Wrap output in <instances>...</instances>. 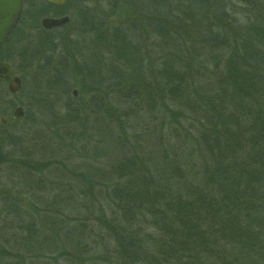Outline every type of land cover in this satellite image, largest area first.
I'll list each match as a JSON object with an SVG mask.
<instances>
[{
	"label": "trees",
	"instance_id": "trees-1",
	"mask_svg": "<svg viewBox=\"0 0 264 264\" xmlns=\"http://www.w3.org/2000/svg\"><path fill=\"white\" fill-rule=\"evenodd\" d=\"M83 1L67 0L59 8L50 3L45 6L62 11L72 9L82 31L91 33L98 42L100 39L106 49L108 62L103 53H98V48H102L97 43L91 45V54L86 57H83V47L78 52L83 60L78 61L77 73L82 84L87 83V76L89 84L81 88L87 87L86 93L91 95L95 108L105 112L104 115L118 127L119 145L128 143L123 131L128 116L123 111L122 114L114 112L116 102L118 109H123L122 103L133 108L135 101L141 99L148 109L158 105L161 114L177 123L181 109L170 108L168 103L183 104L187 102L185 97L193 95L197 108L194 100L192 104L202 115L196 140L199 164L194 174L179 162L158 158L152 150L131 151L108 167L104 175L111 178L108 179L110 183L101 187L106 207L99 205L93 220L111 239L113 248L96 258L107 264H211L214 261L264 264L262 10L256 9L252 19L239 26L234 18L227 16L229 0H123L126 14L142 15V19L137 20L144 27L140 34L132 18L128 28H121V23L110 25L105 18L92 21ZM236 1L247 6L264 5V0ZM112 13L110 9L108 16ZM49 32L39 33L29 56L43 55L50 59L55 55L54 36ZM56 41L64 42L60 37ZM158 47H164L166 53L157 57L160 64L154 70L155 67L143 64L144 57L140 58L139 53L145 48L147 59L153 60L154 54L162 50ZM205 48L227 51L223 63L214 62L209 69L205 64L208 58H201V49ZM67 53L66 59L74 61L72 51ZM75 57L79 59L77 54ZM62 64L66 65L67 61L63 59ZM218 68H221V75ZM205 74L215 78L213 90L208 87L206 92L200 85ZM62 77L59 71L55 85L61 93L69 95V86ZM20 78L22 87L18 93H22L25 86L24 78ZM157 79L161 85L154 88ZM7 96L8 93L0 89V101ZM70 98L73 103L75 98ZM20 104L26 110L23 120L26 122L28 104ZM66 107L68 117L64 121H76L79 125L77 138H84L81 127L85 123L80 114H90L91 109L80 111L68 102ZM0 115L11 117L2 109ZM94 119L98 122L96 116ZM12 121L10 118L2 128L11 127ZM5 142L6 145L0 142V165H20L26 172L28 169L41 172L47 166L45 162L31 164L27 158L2 155L3 147L14 142L18 145L10 134ZM84 181L88 183L87 192L97 185L90 179L84 178ZM6 211L13 213L14 221L20 220V210ZM72 220L67 223L63 218L60 222L49 218L50 227H55L53 239L33 233L35 228L30 220L19 226L26 232L20 241L31 257L53 260L60 256L66 257L69 264H87L97 244L95 240L91 243L86 239L91 231L83 220ZM60 230H63L62 235ZM96 238L101 237L96 235ZM45 244L50 246L46 253L42 252ZM57 249L58 254L51 253ZM18 259L22 263L24 256Z\"/></svg>",
	"mask_w": 264,
	"mask_h": 264
},
{
	"label": "rangeland",
	"instance_id": "rangeland-1",
	"mask_svg": "<svg viewBox=\"0 0 264 264\" xmlns=\"http://www.w3.org/2000/svg\"><path fill=\"white\" fill-rule=\"evenodd\" d=\"M24 3L21 23L15 36L20 39V45L17 47L10 44L0 50V61L10 63L12 73L24 78V91L10 94L7 90L8 81L0 79V89L8 93L6 99L0 101V109L7 115H11L14 107L24 102L28 104L26 122L23 121L26 110L20 120L9 117L14 124L8 129L0 128V142L6 145L5 141L10 134L18 145L14 142L3 147L2 155L13 159L27 158L31 164H35L33 161L45 162L47 166L41 172L32 169L26 172V169L20 165L9 163L0 165V257H3L0 258V264H69L66 257L59 256L53 260H45V257H31L24 243L20 241L26 232L19 226L22 227L30 220L35 228L33 233L53 239L55 227H50L49 218L59 222L63 218L67 223H70V220L73 222V218H78V221L83 220L87 230L91 231L89 238L86 239L91 243L95 240L97 244L94 245L91 253L93 257L87 264H107L96 257L101 256L105 250L111 251L113 244L93 220L98 213V206L106 207L105 199L102 197V188H104L102 185H108L110 183L108 179L111 178L104 173L108 171L109 166L114 165L117 160L131 151L137 153L138 150L145 152L152 150L158 158L165 157L175 163L179 162L194 174L199 164L196 140L199 137L202 115L196 109L198 103L190 93V97H185L186 103L182 104L178 101L168 103L170 108L181 109V119L178 117L177 123L171 121L168 115L165 117L161 114L158 105L148 109L141 99L135 101L133 108L127 103L120 104L123 109H118V103L112 101L116 102L115 113L120 111L119 113L122 114L121 111H123L128 116L123 127L124 138L128 140V143L126 146L119 145L118 127L113 120L110 121L104 115L105 112L95 108L90 99L91 95L86 93L87 87L84 90L81 88L89 84L87 76L85 78L87 83L82 84L79 81L81 76L77 73L80 63L78 61L83 60L78 52L85 47L82 53H84L83 57H86L87 54H91L90 47L93 43H97L102 48H98V53L100 55L103 53L105 61L108 62L106 49L100 44V39L98 42L91 33L82 31L79 19L73 17L72 9L63 11L56 8L49 9L45 6L47 3L45 0H25ZM82 3L94 22L105 18L106 23L110 25L121 23V28H128L133 20L140 34L144 29L143 25L137 22L142 19V15L126 14L127 7L123 0H84ZM258 8L264 15V5L247 6L236 0H229L226 13L229 18L236 20V25L240 26L241 23L252 19ZM110 9H113V13L108 16ZM60 14L69 16L67 23L62 28L59 27L60 29L48 31L51 37H55H53L55 55L50 59L43 55L29 56L39 33L45 35L42 33L44 29L40 26V19L44 16L56 17ZM106 30L113 31V28ZM125 30L130 33L129 29ZM59 37L63 38L64 44L56 41ZM148 42H152L149 35ZM142 49L139 57L145 58V60L143 58V64L151 68L155 67L154 70L157 69L160 64L157 62V57L160 58L163 53H166V50H163L165 48H159L162 50L154 54L156 57L153 60L147 59L148 50ZM68 50L72 51L74 59L72 62L70 58L66 59ZM75 54L79 59H76ZM226 55L227 51L223 49L217 51L201 49V58H208L205 64L209 69L214 62L221 65ZM63 59L67 61L66 65L62 64ZM59 71L62 73V79L66 80V85L69 86V95L61 93L55 85V77ZM217 71L221 75V68ZM198 74L201 76V73ZM194 78L197 79V76ZM200 80L204 92L208 87L213 90L215 78L211 74H205ZM157 85H161L159 79L154 81L153 87ZM73 89L76 90V95H73ZM70 97L75 98L73 103ZM193 100L196 108L192 104ZM67 102L80 111L91 109L90 114L86 115L87 112L80 114L85 123L81 127L84 138H77L76 132L79 131V125L76 121H64L68 117ZM95 116L98 122L95 121ZM176 116L179 115L176 114ZM84 178L97 183L91 192L85 191L88 183L84 181ZM7 209L20 210V220L14 221L13 213L6 211ZM58 232L62 235L63 230ZM96 235L101 238L97 239ZM35 237L37 238V235ZM49 248L50 246L45 244L42 252L46 253ZM58 252L57 249L51 253L56 255ZM18 256H24L22 263ZM211 264L219 263L214 261Z\"/></svg>",
	"mask_w": 264,
	"mask_h": 264
},
{
	"label": "water",
	"instance_id": "water-1",
	"mask_svg": "<svg viewBox=\"0 0 264 264\" xmlns=\"http://www.w3.org/2000/svg\"><path fill=\"white\" fill-rule=\"evenodd\" d=\"M51 5L61 7L66 0H47ZM101 1V0H98ZM23 10V0H0V44H3L8 39L9 31L17 24ZM69 17L67 15L60 17H43L41 26L45 29L63 26L67 23ZM0 79L7 80V90L10 94H16L21 88V78L18 75L12 74L10 63L0 61ZM73 95H76V90H72ZM24 115V109L21 105L14 107L11 118L20 120ZM8 119L5 116H0V125L5 126Z\"/></svg>",
	"mask_w": 264,
	"mask_h": 264
},
{
	"label": "flooded vegetation",
	"instance_id": "flooded-vegetation-1",
	"mask_svg": "<svg viewBox=\"0 0 264 264\" xmlns=\"http://www.w3.org/2000/svg\"><path fill=\"white\" fill-rule=\"evenodd\" d=\"M47 3H49L47 0H45ZM67 1V0H66ZM25 2V0H23V4H25L24 3ZM66 3V2H65ZM65 5V4H64ZM55 7V6H54ZM62 7V6H61ZM57 8H59V7H57ZM60 16H64V14H60ZM60 16H56V17H60ZM21 17H22V14H21V16H20V18H19V20H18V22H17V24L9 31V33H8V39H7V41L5 42V43H3V44H0V50H2V49H5L6 48V46L7 45H10V44H13L14 46H19L20 45V39H17V38H15V36H16V34L18 33V29H19V26H20V23H21ZM44 17H55V16H44ZM43 18V17H42ZM41 18V19H42ZM41 19H40V26H41ZM65 25V24H64ZM63 25V26H64ZM63 26H60V28H62ZM41 28L42 29H44L45 31H52V30H56V29H60L59 27H55V28H51V29H45V28H43L42 26H41ZM1 116V115H0ZM8 119V122H9V118H7ZM2 126L0 125V128H1Z\"/></svg>",
	"mask_w": 264,
	"mask_h": 264
}]
</instances>
